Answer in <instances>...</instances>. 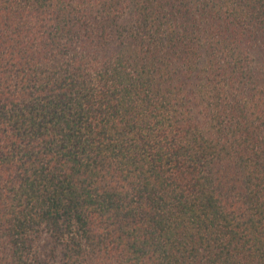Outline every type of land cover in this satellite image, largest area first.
Here are the masks:
<instances>
[{
	"label": "trees",
	"instance_id": "trees-1",
	"mask_svg": "<svg viewBox=\"0 0 264 264\" xmlns=\"http://www.w3.org/2000/svg\"><path fill=\"white\" fill-rule=\"evenodd\" d=\"M0 264H264V0H0Z\"/></svg>",
	"mask_w": 264,
	"mask_h": 264
}]
</instances>
